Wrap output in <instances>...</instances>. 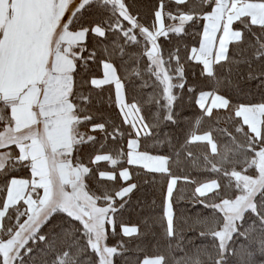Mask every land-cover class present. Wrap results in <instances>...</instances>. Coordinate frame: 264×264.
<instances>
[{
    "label": "snow or ice",
    "instance_id": "snow-or-ice-1",
    "mask_svg": "<svg viewBox=\"0 0 264 264\" xmlns=\"http://www.w3.org/2000/svg\"><path fill=\"white\" fill-rule=\"evenodd\" d=\"M0 264H264V0H0Z\"/></svg>",
    "mask_w": 264,
    "mask_h": 264
}]
</instances>
